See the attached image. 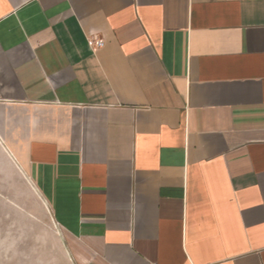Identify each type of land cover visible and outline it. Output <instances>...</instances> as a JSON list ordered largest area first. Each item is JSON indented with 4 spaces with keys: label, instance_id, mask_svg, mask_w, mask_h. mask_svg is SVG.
Instances as JSON below:
<instances>
[{
    "label": "crops",
    "instance_id": "1",
    "mask_svg": "<svg viewBox=\"0 0 264 264\" xmlns=\"http://www.w3.org/2000/svg\"><path fill=\"white\" fill-rule=\"evenodd\" d=\"M0 147L31 264H264V0H0Z\"/></svg>",
    "mask_w": 264,
    "mask_h": 264
},
{
    "label": "rangeland",
    "instance_id": "2",
    "mask_svg": "<svg viewBox=\"0 0 264 264\" xmlns=\"http://www.w3.org/2000/svg\"><path fill=\"white\" fill-rule=\"evenodd\" d=\"M43 248H62L57 225L0 147V264H31Z\"/></svg>",
    "mask_w": 264,
    "mask_h": 264
},
{
    "label": "built area",
    "instance_id": "3",
    "mask_svg": "<svg viewBox=\"0 0 264 264\" xmlns=\"http://www.w3.org/2000/svg\"><path fill=\"white\" fill-rule=\"evenodd\" d=\"M102 46H103V42H102V40L98 41L97 44H96V47H97V48H100V47H102Z\"/></svg>",
    "mask_w": 264,
    "mask_h": 264
}]
</instances>
